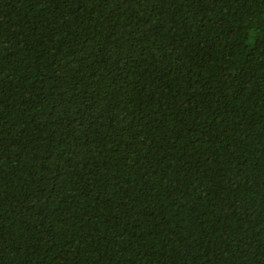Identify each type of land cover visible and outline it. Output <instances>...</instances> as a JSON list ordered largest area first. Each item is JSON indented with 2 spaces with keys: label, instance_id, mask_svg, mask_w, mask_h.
Here are the masks:
<instances>
[{
  "label": "trees",
  "instance_id": "obj_1",
  "mask_svg": "<svg viewBox=\"0 0 264 264\" xmlns=\"http://www.w3.org/2000/svg\"><path fill=\"white\" fill-rule=\"evenodd\" d=\"M0 264H264V0H0Z\"/></svg>",
  "mask_w": 264,
  "mask_h": 264
}]
</instances>
